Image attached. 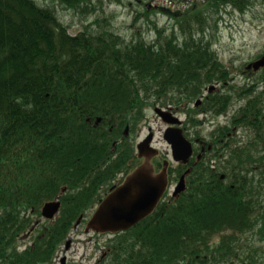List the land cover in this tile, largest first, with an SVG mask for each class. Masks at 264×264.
<instances>
[{
	"label": "trees",
	"instance_id": "trees-1",
	"mask_svg": "<svg viewBox=\"0 0 264 264\" xmlns=\"http://www.w3.org/2000/svg\"><path fill=\"white\" fill-rule=\"evenodd\" d=\"M57 2L88 19L95 11L98 17L102 0ZM259 3L264 0H201L174 18L169 33L154 23V43L134 38L124 44L111 30L96 28L101 18L72 35L51 4L0 0V264H44L52 259L54 246L45 252L44 243L17 252L16 234L32 225L26 214L32 210V215H39L43 202L61 193V218L66 223L50 228H57L64 238L83 206L95 203L90 197L99 179L107 178L113 168L125 175L140 163L132 136L149 103L141 93L165 97L178 82L191 94L222 74V62L202 36L207 19L212 17L216 27L214 16L222 7L244 12ZM148 12L146 8L147 20ZM262 77L263 72L252 76L259 81ZM243 89L254 92L253 85ZM249 96L251 110H261L264 90ZM255 132L241 148L214 154L218 172L225 174L219 184L208 185L206 180L214 176L208 171L189 176L196 179V189L183 192L171 206L177 225L185 226L177 230L174 222L165 223L160 234L164 248L183 251L190 241L204 240L205 234L256 224L251 213L264 192V140L258 129ZM115 140L119 142L112 152ZM173 215L166 219L173 220ZM261 217L259 231L264 230ZM143 234L147 241L152 238ZM233 234L222 233L215 250L235 252V246L226 245L239 241Z\"/></svg>",
	"mask_w": 264,
	"mask_h": 264
},
{
	"label": "flooded vegetation",
	"instance_id": "flooded-vegetation-1",
	"mask_svg": "<svg viewBox=\"0 0 264 264\" xmlns=\"http://www.w3.org/2000/svg\"><path fill=\"white\" fill-rule=\"evenodd\" d=\"M227 68L230 70L228 66ZM238 86L239 82L235 80V77L231 75L224 77L222 81L215 82L214 88H211L210 91L204 88L199 98L201 99L200 102L197 103L195 99L194 106L188 109L186 114L188 112L190 113V110L192 113L198 112L199 116L202 115L203 117L197 119L200 122L205 121L208 114L221 115V121L218 120L217 122H223L228 126V135L234 138L240 136V133L244 129L242 125L243 121L238 123H234V121L240 118L243 120L252 118L259 121L260 117L258 112L260 108L259 106H255V111H251V108L248 107L251 96L247 97L243 104L246 96L251 93H245ZM175 90L179 94H182V87L176 88ZM181 100L183 101L174 110H176V114L181 118L182 123L179 126L182 128L184 135L192 142L193 153L190 159V165L193 166L195 161L203 158L206 153L202 138L205 136V133L202 130L199 132L196 130L195 122H191L190 120L187 122L185 120L186 116L183 117L182 108H185L189 99L184 98ZM219 104L224 106L221 111L213 113L211 110H208L209 107H216ZM246 113L247 115L245 116ZM197 134L202 137L196 136ZM197 145L200 146L199 150L195 149ZM175 164V166H172L168 170V173L174 176L178 174L177 181L166 189L159 203L160 208L145 220L137 222L128 229H93L88 227L89 218L94 214L101 200L121 181L120 175L123 173L119 172L117 174L116 170L111 169L107 178L99 179L97 182L96 193L93 194V197H90L95 200V203L85 204L83 206V212H80L74 219L72 225L66 229L65 238H62L61 232L57 228L55 231H51L50 228L57 225L62 227L66 223L65 220L61 219L59 209L55 217L48 219L41 217V212L40 215H32V210H30L26 214V217L31 219L32 225L24 232L16 234L19 253L28 249L31 250L37 247V245L40 246L44 243V247L41 249L45 250V252L49 247L54 246L52 259L44 264H255L260 261L264 262V252L262 250L255 249L248 251L244 246L239 248V244L236 245V252L229 253L232 255L231 257H227L226 252L224 253V257H213L212 241L202 243L192 242L187 256H185L186 254L180 255L179 253L170 259L154 256L155 248L152 247L153 243H149L143 233L151 234L162 232L165 225L164 217L170 213L173 215L171 206L178 204V198H175L178 195L173 194L174 186L178 183L183 172L189 167L188 163L187 165L182 162ZM209 182L219 184L220 181L212 179ZM61 203L62 201L60 202V207ZM175 218L176 216L173 215L174 222ZM77 232L83 235L85 234V238L81 239L82 241H76V238L73 237ZM52 233L54 234L53 237L51 236ZM46 234H48L49 238L45 237ZM140 234L143 238L142 241L138 237ZM79 252L80 254L78 255ZM76 255L80 257L78 259L79 262L76 261Z\"/></svg>",
	"mask_w": 264,
	"mask_h": 264
},
{
	"label": "rangeland",
	"instance_id": "rangeland-1",
	"mask_svg": "<svg viewBox=\"0 0 264 264\" xmlns=\"http://www.w3.org/2000/svg\"><path fill=\"white\" fill-rule=\"evenodd\" d=\"M36 1L40 4L47 3L53 5L56 9L55 12H57L58 16L67 24L70 34L78 33L83 25L88 22V25H90L91 22L89 20H92L94 14H96V11L90 13V18L87 19V16L85 18L81 16V14H75L71 10L63 8L57 0ZM102 1L103 3L99 4L101 8L97 9V13L99 16H103V20L111 29L117 33L119 32V35L126 40L140 34L141 37L148 41L156 37L154 23H157L160 28L163 23H171L173 21V17L160 12L156 7L157 5L164 4L171 9L177 8L183 10L187 9V7L191 5V2L196 0H184L180 5H175L173 0L168 3L166 0H123L122 3L111 2L110 0ZM144 8H149V20L146 19L145 15L141 14V12L145 13ZM135 15L138 17L134 19ZM217 15L219 16H214L216 27L213 25L214 22L212 17L207 19L204 39L206 40L209 38L211 40V46H214L217 50L221 61L230 68V71H232L234 75H236L239 67L238 65L241 63L245 64V62L253 64L257 62L254 61L257 54H264V3L256 4L253 9L251 8L244 12H240L230 6H224ZM91 27H94V25ZM259 59H264V55ZM236 76V79L241 81L240 76ZM243 80L242 77V82ZM145 112L144 121L139 122V131L133 133L132 139L135 143L138 142L146 136L150 128L154 132V146L158 148L161 153L170 154L169 146L162 136L164 124L161 122V119L157 117V114L153 112V105L148 107ZM200 117L202 116L200 115ZM213 126L204 123L201 127L197 126L196 128H200L204 133H208L210 131L209 129ZM244 137H250V135L245 133ZM73 237L76 238V241H82L81 239L85 238V234L83 235L77 232ZM217 237L218 234L215 233L212 239H217ZM79 251L81 252V250ZM75 258L77 259L76 261L79 262L78 259H80V257L76 255Z\"/></svg>",
	"mask_w": 264,
	"mask_h": 264
},
{
	"label": "water",
	"instance_id": "water-1",
	"mask_svg": "<svg viewBox=\"0 0 264 264\" xmlns=\"http://www.w3.org/2000/svg\"><path fill=\"white\" fill-rule=\"evenodd\" d=\"M160 10L169 14L177 15V11H171L169 8L160 7ZM264 64V60L257 62ZM155 111L164 121L173 123L176 118L166 110L155 107ZM151 134L138 143L140 155H146L147 158L155 149L150 148L149 141ZM164 138L171 143L173 156L176 161L182 153L184 160L191 153L190 143L184 138L179 129L169 127L164 132ZM166 162L163 170L160 173L153 174V168L146 159L141 165L128 174L123 184L119 185L111 194L106 196L103 202L98 207L97 212L90 218L89 226L93 228H128L138 220L146 216L154 208L155 204L162 195L166 184ZM183 177L176 187V191L184 188ZM58 202H49L44 205L41 210L44 216H52L54 211L58 209Z\"/></svg>",
	"mask_w": 264,
	"mask_h": 264
}]
</instances>
